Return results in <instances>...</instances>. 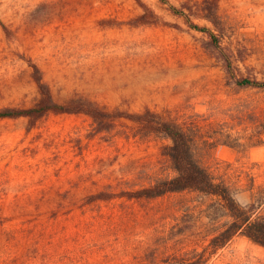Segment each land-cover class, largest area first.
Here are the masks:
<instances>
[{"label": "rangeland", "instance_id": "1", "mask_svg": "<svg viewBox=\"0 0 264 264\" xmlns=\"http://www.w3.org/2000/svg\"><path fill=\"white\" fill-rule=\"evenodd\" d=\"M143 1L182 28L132 24L136 0H0V107L38 96L31 57L60 101L81 92L188 125L200 161L249 203L264 190V90L228 82L202 32L168 4ZM220 12L226 43L244 49L243 71L264 78V0H221ZM26 124L0 119V264H169L206 248L230 219L217 197L192 190L88 202L174 175L162 134H137L127 119L95 133L85 114L50 113L30 132ZM222 131L233 146L205 143ZM209 264H264V247L236 235Z\"/></svg>", "mask_w": 264, "mask_h": 264}, {"label": "trees", "instance_id": "2", "mask_svg": "<svg viewBox=\"0 0 264 264\" xmlns=\"http://www.w3.org/2000/svg\"><path fill=\"white\" fill-rule=\"evenodd\" d=\"M168 4V10L175 16L184 19L189 28L203 33L202 46L205 51L222 63L228 82L242 88H260L264 90V78L252 74L250 70L243 71L241 63H246L244 49L226 43L228 27L221 15V0H183L179 5L160 0ZM142 8L132 24H162L182 28L177 22L165 20L150 4L136 0ZM206 21L201 24L199 21ZM7 36L10 28L1 22ZM31 67V76L36 82L38 96L30 105H5L0 107V119L26 118V132L34 129L38 123L50 113L85 114L93 121L95 133L111 130L120 119L131 121L137 134L148 135L159 133L170 142L161 148L162 154L169 157L175 171L172 176L159 177L152 183L138 188L123 189L118 192L99 191L88 195V202L110 200L114 197H126L141 200L157 198L172 192L192 190L217 197L220 204L227 210L230 219L221 229L214 233L206 248L194 249L188 257L169 264H209L211 257L228 244L236 235L247 237L253 243L264 247V190L253 199L242 204L235 197L232 185L223 175L216 176L199 159L196 153L198 139L191 132L192 128L175 118L165 116L149 106L140 111H129L120 107L110 108L98 100L81 92H75L64 101H60L44 77L42 68L31 57L23 56ZM264 75V72H262ZM258 115L261 126L260 137L264 135V108ZM251 117V115H249ZM230 132H220L218 136L205 139L214 149L219 144H229L227 138Z\"/></svg>", "mask_w": 264, "mask_h": 264}]
</instances>
